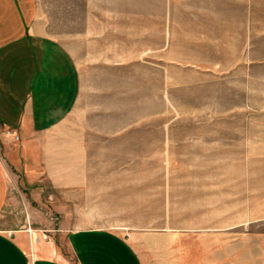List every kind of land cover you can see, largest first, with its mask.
I'll return each instance as SVG.
<instances>
[{
  "label": "rangeland",
  "instance_id": "374dc122",
  "mask_svg": "<svg viewBox=\"0 0 264 264\" xmlns=\"http://www.w3.org/2000/svg\"><path fill=\"white\" fill-rule=\"evenodd\" d=\"M46 3L74 37L80 92L38 131L72 139L58 167L84 184L54 187L22 132L1 129L0 230L64 249L72 228L134 232L146 258L183 235L205 264H229L230 243L238 264H264V0Z\"/></svg>",
  "mask_w": 264,
  "mask_h": 264
},
{
  "label": "crops",
  "instance_id": "0c3cea01",
  "mask_svg": "<svg viewBox=\"0 0 264 264\" xmlns=\"http://www.w3.org/2000/svg\"><path fill=\"white\" fill-rule=\"evenodd\" d=\"M88 2L90 6L92 0ZM84 3L87 7V0ZM48 8L46 0H0V130H20L23 151L40 161L52 185L75 188L84 184L73 171L75 166L58 167L60 156L76 151L68 148L72 139L38 131L56 129L67 121L80 92L78 62L69 44L74 37L66 42L58 35L65 29L55 25ZM60 145L67 147H56ZM2 178L0 172V207L7 191ZM61 237L65 249L57 239L40 233L0 230V264H205L203 246L189 250L176 243L185 239L183 235L174 236V243L171 234L165 255L150 258L143 255L134 232L77 227ZM247 247L244 243V253ZM228 251L229 264H238L237 244L230 243ZM239 264H247V258Z\"/></svg>",
  "mask_w": 264,
  "mask_h": 264
}]
</instances>
